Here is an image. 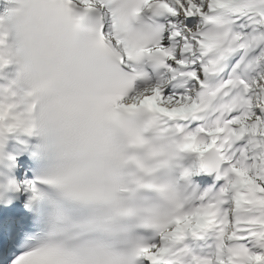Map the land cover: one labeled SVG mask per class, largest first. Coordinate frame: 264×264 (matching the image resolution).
Wrapping results in <instances>:
<instances>
[{"label":"snow or ice","instance_id":"6c2138e0","mask_svg":"<svg viewBox=\"0 0 264 264\" xmlns=\"http://www.w3.org/2000/svg\"><path fill=\"white\" fill-rule=\"evenodd\" d=\"M8 2L0 72L21 71L0 86V264H264V0ZM138 110L222 183L122 176ZM208 230L194 254L184 241Z\"/></svg>","mask_w":264,"mask_h":264},{"label":"clouds","instance_id":"9594fccd","mask_svg":"<svg viewBox=\"0 0 264 264\" xmlns=\"http://www.w3.org/2000/svg\"><path fill=\"white\" fill-rule=\"evenodd\" d=\"M125 120L141 128L142 143H134V138L126 129L119 130V136L124 151V159L119 164L122 176L131 177L142 174L143 168L152 169V179L156 181L157 174L164 169H174L176 175L164 184H174L183 195L195 174L190 163L193 153L188 151L183 143H173L159 134L154 133L152 125L147 121L143 110L122 113ZM189 175L185 176L184 173ZM156 203H163L162 197Z\"/></svg>","mask_w":264,"mask_h":264},{"label":"bare ground","instance_id":"6f19581e","mask_svg":"<svg viewBox=\"0 0 264 264\" xmlns=\"http://www.w3.org/2000/svg\"><path fill=\"white\" fill-rule=\"evenodd\" d=\"M197 175H199V173L197 174ZM204 180H206V181H210V184H209V186L208 187H205V189H203V191L202 192H200V193H203V192H205V191H207L208 189H210V188H216V187H218L219 186V184L220 183H222V182H218L217 180H216V176L214 177H212L210 180H208L206 177L204 178ZM199 182L200 183H206V182H203L202 180H199ZM214 238H215V234L212 236V238L210 239V242L213 244V241L215 242V240H214ZM212 246V245H211ZM212 249V248H211ZM210 249V250H211ZM208 251L209 253H211L212 252V250L211 251Z\"/></svg>","mask_w":264,"mask_h":264},{"label":"rangeland","instance_id":"374dc122","mask_svg":"<svg viewBox=\"0 0 264 264\" xmlns=\"http://www.w3.org/2000/svg\"><path fill=\"white\" fill-rule=\"evenodd\" d=\"M212 251H213V249H212Z\"/></svg>","mask_w":264,"mask_h":264}]
</instances>
